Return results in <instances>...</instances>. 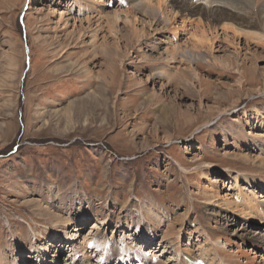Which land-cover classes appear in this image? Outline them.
I'll return each mask as SVG.
<instances>
[{
	"label": "rangeland",
	"instance_id": "rangeland-1",
	"mask_svg": "<svg viewBox=\"0 0 264 264\" xmlns=\"http://www.w3.org/2000/svg\"><path fill=\"white\" fill-rule=\"evenodd\" d=\"M171 3L165 24L129 0H0V264H106L98 236L154 263L264 257L241 206L264 190L238 179L264 180L262 33Z\"/></svg>",
	"mask_w": 264,
	"mask_h": 264
},
{
	"label": "bare ground",
	"instance_id": "bare-ground-1",
	"mask_svg": "<svg viewBox=\"0 0 264 264\" xmlns=\"http://www.w3.org/2000/svg\"><path fill=\"white\" fill-rule=\"evenodd\" d=\"M129 1H130V3H132L134 5V8L137 11H139V10H142V11L146 10L148 12L150 11V17L153 16L152 19H154L155 21H160V22H163L165 24H171L172 23V17H174V16H171L173 12H172V10L170 11L169 9L173 5L167 4L166 6H164L162 8V5L166 4L168 2V0L167 1H165V0L161 1L162 4H160L159 6H156V7H155V5L153 6V5L143 3V2H139L140 0H129ZM171 2H172L171 4H177V6L179 5L184 10L183 12L187 13L188 15L192 14V13L193 14L204 13V15L207 17L209 22L221 23L220 29L223 30V32H228L229 30H232V29H230L231 25H228V22L231 21L232 18L237 17L240 20H242L247 26L254 27L255 29L258 28L260 30V33H262V35H261L262 40H261V42H259V45H260V43L264 42V40H263V38H264V0H196L195 3L194 2L193 3L188 2L187 0H171ZM249 16H252V18H250V19H253V20H251L252 22H248V24H247L245 19H249V18H247ZM237 18H236V20H237ZM173 20L175 22L174 18H173ZM200 21H201V19H200ZM187 23L188 22L185 19L182 21L183 28H187L186 27ZM253 23H255L257 26H250ZM245 26H243V27H245ZM235 30H237V29H235ZM209 31H210V29H209ZM223 34H225V33H223ZM234 34H236V33L234 32ZM237 34L234 36H237ZM246 34L248 35V32H246ZM203 35H205V33L202 34V37H203ZM243 35H244V33H243ZM252 35H254V34H252ZM256 35H255V37L258 36V35L257 36ZM240 36H242V34ZM248 36H250V35H248ZM194 37L197 38V36H194ZM218 37H219V35H216L215 40ZM255 37H253L254 40H255ZM259 38H261V37H259ZM204 39L205 38H202V40H204ZM206 41L207 42L209 41L210 43H212L213 39L212 40L207 39ZM201 42H202L201 39H198V44L196 45V43H195L197 48L199 47V45H201ZM253 42H255V44L258 45L257 41H253ZM250 45H252V43ZM263 46H264V43H263ZM188 55H189V58L191 59L192 62L197 61V60H204V61L206 60L204 58L203 54H197L195 52H193V53L189 52ZM184 171H188V170L184 169ZM238 179L242 180L247 185H252L254 183L258 184L260 189L264 190V180H260L257 177L255 178L254 176H251V177L242 176V177H239ZM236 180H237V178H236ZM259 198H264V197H262V196L256 197V195L253 197H250L243 192L242 199H241V206H245V208L247 209L245 211L250 212V215H254L255 218L257 219V222L261 223V225L264 226V201H260ZM98 228L99 227L95 226L93 228V230L98 229ZM218 230H219V228H218ZM218 230H216V231H218ZM243 231H244V228H239L238 229V232H239L238 235L242 237L240 232H243ZM226 241L229 242V239H227ZM84 243H85V241H84ZM216 245H217V249L219 250V252H217L215 256L205 255L207 257L204 259V261L202 263H197L194 260H192L191 258H189L188 261H184V262L182 261L181 264H262V263H264V257H260V256L255 255V257L251 258L246 253L244 254L243 251H241V250L234 252V253L227 252V250L225 251L226 244L222 243V241H219L218 243H216ZM228 245H229V243H228ZM93 246L97 249L102 248V251L105 254L104 255L105 260L108 262L106 264L112 263L113 261L109 262V260H113L116 258H118L117 259L118 264H120L122 262L123 263H129L128 261H126L127 257L131 260H136L137 261L136 264H161L162 263V262L161 263L160 262L154 263L153 261H155V260H152V259H151L152 261L149 260V257L147 255H145L142 252H139L137 250L130 248L127 243H123V245L120 248L115 250L113 243L110 241H106L105 237H99L98 236L97 239L93 242ZM218 246H221V247H218ZM77 251L74 250L72 252H74V254H75V253H77ZM177 254L179 255L180 252L177 251ZM101 255L103 256V254H101ZM244 256L246 257L245 258L246 260H245V262H242V257H244ZM259 260H261L262 263Z\"/></svg>",
	"mask_w": 264,
	"mask_h": 264
}]
</instances>
